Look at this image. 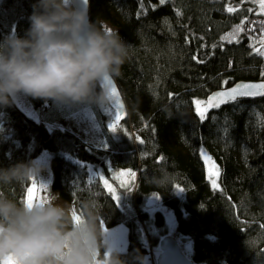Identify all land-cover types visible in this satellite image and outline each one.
Returning <instances> with one entry per match:
<instances>
[{"label": "trees", "instance_id": "16d2710c", "mask_svg": "<svg viewBox=\"0 0 264 264\" xmlns=\"http://www.w3.org/2000/svg\"><path fill=\"white\" fill-rule=\"evenodd\" d=\"M35 3L0 0V41L25 35ZM91 19L113 27L128 46L115 77L129 112L120 138L96 105L108 150L55 125L59 102L29 96L41 121L15 101L0 107V169L36 162L49 151L52 189L80 220L81 205L89 202L104 236L106 228H128V250L120 252L126 264H146V240L159 245V236H147L148 213L127 205L136 196L141 208L152 194L173 211L178 233L192 241L189 255L196 263L264 264V97L228 102L205 119L195 103L240 80H264V55L256 51L264 15L253 0H91ZM202 151L220 169L218 187L208 178ZM90 167L124 193L125 207ZM111 167L136 172V186L123 188ZM34 180L0 183V196L22 204ZM156 224L166 225L160 213ZM103 254L99 248L98 256Z\"/></svg>", "mask_w": 264, "mask_h": 264}, {"label": "clouds", "instance_id": "9594fccd", "mask_svg": "<svg viewBox=\"0 0 264 264\" xmlns=\"http://www.w3.org/2000/svg\"><path fill=\"white\" fill-rule=\"evenodd\" d=\"M29 22L23 37L13 33L0 41V107L21 93L67 105H108L111 93L101 82L120 76L128 57L119 33L98 26L76 0H36ZM41 171L34 161L21 162L0 169V183L29 182ZM58 199L29 206L0 196V261L11 254L20 264H126L99 231L93 204L81 205L77 223Z\"/></svg>", "mask_w": 264, "mask_h": 264}, {"label": "rangeland", "instance_id": "374dc122", "mask_svg": "<svg viewBox=\"0 0 264 264\" xmlns=\"http://www.w3.org/2000/svg\"><path fill=\"white\" fill-rule=\"evenodd\" d=\"M256 4L258 13L264 15V11L261 10V3L260 0H253ZM107 25V24H106ZM108 29H113V27L107 25ZM264 40V33L261 41ZM258 44L256 49L264 50V45ZM197 101H204L206 102L207 99L197 100ZM15 102L17 105L31 118L41 121L43 117L40 112L35 107L33 101L29 97V95L21 93L16 99ZM99 107V106H98ZM100 111L107 117L108 121V128L111 131L112 135L115 139L120 138L119 134V125L125 120H117L116 111L110 106V104L106 105L104 108L99 107ZM201 109H204V105H201ZM211 108L207 109V112ZM56 112L54 116L56 118L55 125L67 130H72L77 133L86 143H88L92 147L101 148L108 150L110 147V142L107 140L103 129L100 125L99 119L97 117V113L94 110V105H67L60 103L58 108L55 109ZM206 112V113H207ZM53 115V113H52ZM51 115V116H52ZM47 118H50V115H46ZM128 118V117H127ZM116 123L117 128L115 131L112 130L111 125ZM134 136V135H133ZM51 159L52 155L49 151H44L43 154L36 160V165L42 169L39 176L35 177L36 187L40 188L41 191L38 195L41 198H46L50 200L53 196L59 195L58 192L52 189V181H53V172L51 167ZM91 171L95 175H100L103 178V182L107 181L111 188L115 189V197L118 195L120 196L119 203L122 207L124 206V202L122 200V194L118 192L116 187L110 180L103 174V171L99 170L96 171L93 167H90ZM112 175L114 179L125 189L130 187L132 183H135L138 180V175L136 172L128 170V169H114L111 167ZM132 172L135 173L134 177H128L127 173ZM33 187V185H32ZM31 187V188H32ZM129 189V188H128ZM60 197V196H59ZM58 204H61L65 207H70L71 210L75 213V209L72 207L71 204L64 201L61 197L60 199L55 201ZM138 200L136 196L133 199V202L127 203V205L133 207L134 209H140L146 211L150 217V226L151 229L147 224H145V228L147 230V236L150 237L152 234L159 236L161 239L164 235L169 234L175 236L183 250L186 254H190L192 249V241L187 238L180 236L177 229V223L175 220L174 213L171 209L166 207L162 201V196L159 194H152L146 197L145 201L142 204L141 208H138ZM162 214L164 221L166 223L165 227L158 226L156 224V214ZM75 222V219L73 220ZM105 238L107 242L117 251L119 252H126L128 250L129 245V234L128 228L123 225H117L113 228H106L105 229ZM159 239V240H160ZM147 244L150 248V255L148 259H146V264H156V258L160 252L159 245L154 246L150 243L149 240H146ZM12 255L10 254L7 258H11ZM190 257V255H189ZM5 260H3L4 264Z\"/></svg>", "mask_w": 264, "mask_h": 264}, {"label": "snow or ice", "instance_id": "6c2138e0", "mask_svg": "<svg viewBox=\"0 0 264 264\" xmlns=\"http://www.w3.org/2000/svg\"><path fill=\"white\" fill-rule=\"evenodd\" d=\"M86 2V0H85ZM164 0H161V3H163ZM261 3V10L264 11V0H260ZM229 11H233V9H228ZM110 31V29H109ZM261 44L264 45V40L261 41ZM258 54L264 55V50L256 49ZM116 93L113 92V95ZM253 95H264V83L262 84H242L237 85L235 88H232L230 90L221 91L219 93L214 94L213 96L209 97V99L204 101H196V111L201 119L206 118V112L208 108L212 107H219L222 103H227L229 100H235L238 96H253ZM201 105H204V109H201ZM117 120L120 119V116L117 115ZM264 119V118H262ZM111 128L113 131L116 130L117 125L116 123H113L111 125ZM143 142V141H141ZM201 155L203 156L205 163L210 165L209 168V180L212 183V186L218 187L217 179L220 175V169L215 165V162L212 161L211 157L208 156L203 151L201 152ZM128 177H134L135 173L129 172L127 173ZM105 187L109 188V191H111L115 195V189L111 188V186L108 184L107 181H104ZM41 191L40 188L36 187L35 180L33 181V187L28 190V195L25 199L24 203H27L29 206L37 203H45L48 200L46 198H41L38 193ZM120 199V196H116V201L118 202ZM75 222H80V218L78 216H75ZM4 264H20V260L15 256L12 255L11 258H6Z\"/></svg>", "mask_w": 264, "mask_h": 264}, {"label": "water", "instance_id": "95a60500", "mask_svg": "<svg viewBox=\"0 0 264 264\" xmlns=\"http://www.w3.org/2000/svg\"><path fill=\"white\" fill-rule=\"evenodd\" d=\"M76 3L80 7L84 8L91 17V0H86V2L85 0H76ZM262 83H264V80H254V81L240 80L230 87L214 90L208 95L207 100L209 99V97L213 96L214 94L219 93L221 91L230 90L232 88H235L237 85L262 84ZM101 87L105 88L111 93V102L109 104L116 111V115L120 116L119 120L126 119L129 115L128 106L126 104L124 95L120 87L118 86V83L115 80V78L102 81ZM113 92H115L116 94L113 95ZM263 97L264 95L238 96L235 100L244 99V98L259 99ZM235 100H229L228 102ZM225 104L226 103H222L219 107H222ZM219 107H212L211 109L219 108ZM159 250L160 252L156 258V264H198L191 257H189L188 254L185 253L178 239L173 235L166 234L164 235V237L160 239Z\"/></svg>", "mask_w": 264, "mask_h": 264}, {"label": "crops", "instance_id": "0c3cea01", "mask_svg": "<svg viewBox=\"0 0 264 264\" xmlns=\"http://www.w3.org/2000/svg\"><path fill=\"white\" fill-rule=\"evenodd\" d=\"M75 213H76V215L78 216V213H77V211L75 210Z\"/></svg>", "mask_w": 264, "mask_h": 264}, {"label": "bare ground", "instance_id": "6f19581e", "mask_svg": "<svg viewBox=\"0 0 264 264\" xmlns=\"http://www.w3.org/2000/svg\"><path fill=\"white\" fill-rule=\"evenodd\" d=\"M24 112V111H23Z\"/></svg>", "mask_w": 264, "mask_h": 264}]
</instances>
